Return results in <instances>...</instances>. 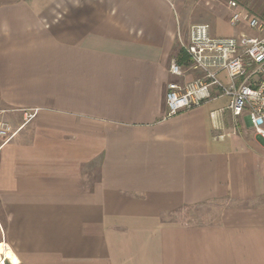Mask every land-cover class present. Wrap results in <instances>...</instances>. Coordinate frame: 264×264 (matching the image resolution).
<instances>
[{
    "label": "crops",
    "instance_id": "0c3cea01",
    "mask_svg": "<svg viewBox=\"0 0 264 264\" xmlns=\"http://www.w3.org/2000/svg\"><path fill=\"white\" fill-rule=\"evenodd\" d=\"M230 1L264 19V0H0L7 262L264 264V141L225 97L167 117L168 83L202 75L170 73L191 27L240 30Z\"/></svg>",
    "mask_w": 264,
    "mask_h": 264
},
{
    "label": "built area",
    "instance_id": "2783aa9c",
    "mask_svg": "<svg viewBox=\"0 0 264 264\" xmlns=\"http://www.w3.org/2000/svg\"><path fill=\"white\" fill-rule=\"evenodd\" d=\"M229 6L233 10L230 23L240 28L234 36H213L209 25L197 24L191 27L188 42L182 43L189 65L202 75L185 83H168L167 117L225 97L232 116L247 118L255 135L264 141V19L244 13L237 2L230 1ZM170 73L185 76L178 61L172 63ZM34 116L33 111L24 112L25 122ZM15 133L9 122L0 120V137L5 143Z\"/></svg>",
    "mask_w": 264,
    "mask_h": 264
},
{
    "label": "rangeland",
    "instance_id": "374dc122",
    "mask_svg": "<svg viewBox=\"0 0 264 264\" xmlns=\"http://www.w3.org/2000/svg\"><path fill=\"white\" fill-rule=\"evenodd\" d=\"M241 132L248 133L250 135H255L250 129L245 128L243 124H240ZM216 214V208L214 206H204L196 207L186 210V222L190 223H212L214 222V215ZM0 246H2L3 251L0 253L5 261L7 258V249L4 239V229L0 221ZM6 264H10L6 261Z\"/></svg>",
    "mask_w": 264,
    "mask_h": 264
},
{
    "label": "trees",
    "instance_id": "16d2710c",
    "mask_svg": "<svg viewBox=\"0 0 264 264\" xmlns=\"http://www.w3.org/2000/svg\"><path fill=\"white\" fill-rule=\"evenodd\" d=\"M178 62L182 66H188L190 64L189 58H188V56L186 55V53L184 52L183 49L179 53Z\"/></svg>",
    "mask_w": 264,
    "mask_h": 264
},
{
    "label": "bare ground",
    "instance_id": "6f19581e",
    "mask_svg": "<svg viewBox=\"0 0 264 264\" xmlns=\"http://www.w3.org/2000/svg\"><path fill=\"white\" fill-rule=\"evenodd\" d=\"M2 251H3V248H2V246H0V253ZM0 264H6L5 259L2 256H0Z\"/></svg>",
    "mask_w": 264,
    "mask_h": 264
}]
</instances>
